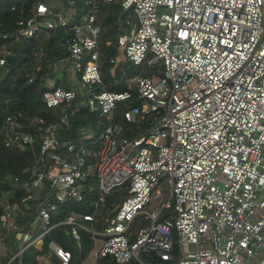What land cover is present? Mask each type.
<instances>
[{"label": "built area", "instance_id": "1", "mask_svg": "<svg viewBox=\"0 0 264 264\" xmlns=\"http://www.w3.org/2000/svg\"><path fill=\"white\" fill-rule=\"evenodd\" d=\"M115 2L117 46L125 63L141 68L121 92L101 88L99 4ZM20 14L15 41L69 32L68 58L51 68L70 62L77 81L43 93L46 108L61 110L57 123L34 116L25 125L16 115L0 123L5 148L34 155L25 180L13 178L20 200L0 198V264H22L30 247L39 251L37 264H70L71 251L44 245L64 225L78 247L80 230L94 244L101 238L96 258L116 264H144L141 254L169 264L174 237L178 264H264V0H52ZM11 55L0 50V74ZM143 66L161 70L145 75ZM79 95L90 113L112 121L95 138L63 143L58 130L68 126ZM120 188L126 197L102 214ZM30 202L35 208L18 226ZM68 202L90 212L53 221ZM3 230H18L6 260Z\"/></svg>", "mask_w": 264, "mask_h": 264}, {"label": "trees", "instance_id": "2", "mask_svg": "<svg viewBox=\"0 0 264 264\" xmlns=\"http://www.w3.org/2000/svg\"><path fill=\"white\" fill-rule=\"evenodd\" d=\"M48 0H0V50L4 47L12 51L8 57L5 67L0 74V123L8 116H18L26 125L27 120L37 116L42 118L46 124L57 123L61 110L59 108H46L43 102V93L47 89L56 87H68V76L66 70L53 71L51 66L59 61L68 58V48L66 40L70 36L65 30H52L49 33L34 37L28 40L15 41L11 36L14 31L15 21L20 16L21 9L28 10L37 2ZM121 7L118 2L99 4L98 22L101 25L102 33L99 40L100 45V69L102 86L105 90L121 92L128 88L127 80L140 72L141 68H136L129 63H110L112 58H117L120 54L117 46L116 36L120 32ZM7 38L4 39L3 37ZM70 67V62H67ZM159 71L161 68H155ZM153 71L145 72L150 75ZM134 90V89H133ZM134 92V91H133ZM78 104V105H77ZM77 105V110L70 117L68 126H63L58 130V138L61 142H82L84 137L95 138L101 130L111 123V119L90 113L84 104L81 95L76 98L73 106ZM122 106L117 109L116 120H120ZM34 163V155L28 148H5L0 138V198L7 196L9 201L20 200L22 190L19 184L13 182L14 177L25 180L22 172L31 167ZM127 195L125 188L116 189L106 198V205L102 211L105 214L108 209H113ZM36 202H30L31 209L22 205L23 217L17 219L18 226L24 225L35 208ZM29 205V204H28ZM69 211L89 213L90 208L82 204L68 202L64 204L58 213L53 215V221L62 220ZM164 213L163 216H165ZM139 221H135L131 232L130 240L136 237V229ZM98 230L103 226L98 224ZM6 235L7 249L1 253V259L6 260L13 250V240L18 230H3ZM69 227L58 226L50 230L44 237V245L54 241L64 249L71 251L72 259L70 264H79L87 259L93 251V242L89 235L80 230V247L68 235ZM173 260L169 264H178L179 251L177 239L173 240ZM45 248V247H44ZM39 251L30 247L24 252L22 264H37L36 257ZM140 260L149 264H164L154 254H141ZM12 264H19L18 260ZM59 264V263H56ZM96 264H116L111 256L98 258ZM127 264H139L131 259Z\"/></svg>", "mask_w": 264, "mask_h": 264}, {"label": "crops", "instance_id": "3", "mask_svg": "<svg viewBox=\"0 0 264 264\" xmlns=\"http://www.w3.org/2000/svg\"><path fill=\"white\" fill-rule=\"evenodd\" d=\"M99 24H100V23H99ZM119 52H120V51H119ZM122 57H123V55L120 53L119 56H118V58H117V60H119V62H121V63H125V62H124V59H121ZM144 68H147V67H144V66H143V68H142V70H141L142 72H144ZM66 73H67V76H68V84H69L68 86H70V85L74 82V81H71L72 77L76 76V78H77V75L72 71L71 67H68V69H66ZM76 81H77V80H76ZM76 81H75V82H76ZM97 225H98V224H97ZM97 225H96V226H97ZM96 226H95V227H96ZM96 229H97V228H96ZM97 230H98V229H97ZM99 231H100V230H99ZM101 244H102V240H101V238H99L98 241H97L95 244L93 243V251H92V252L90 253V255H89V257H90L91 255H92V257H93V258H92V259H93V261H92L93 264H96V261H97V258H96V256H95V252H96V251H95V248H96V247H100ZM89 257H88V258H89ZM85 260H86V259H85ZM83 261H84V260H83ZM81 262H82V261H81ZM81 262H80L79 264H81ZM144 264H149V263L144 262Z\"/></svg>", "mask_w": 264, "mask_h": 264}, {"label": "rangeland", "instance_id": "4", "mask_svg": "<svg viewBox=\"0 0 264 264\" xmlns=\"http://www.w3.org/2000/svg\"><path fill=\"white\" fill-rule=\"evenodd\" d=\"M46 1V0H45ZM48 1H50V0H48ZM160 14V13H159ZM121 59H124V57H122ZM144 67H146V66H144ZM154 71V70H157V69H153V68H144V71L145 72H148V71ZM77 80V78H76V76H74V77H72V79H71V81H74L73 83H76L75 81ZM163 195H164V197H166V194H165V191H164V189H163V186H162V184H160L159 186H158V188H157ZM156 202L154 201V202H152V203H150V206H149V210H151V211H154L155 210V206H156ZM93 257H92V255L89 257V258H87L86 260H84V261H82L81 262V264H93V259H92ZM256 262V260H254L253 262H252V264H254Z\"/></svg>", "mask_w": 264, "mask_h": 264}]
</instances>
